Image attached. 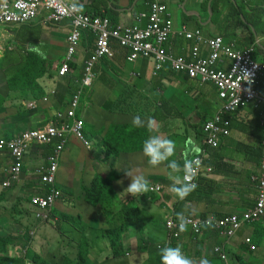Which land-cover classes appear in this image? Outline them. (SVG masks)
<instances>
[{
	"label": "crops",
	"instance_id": "0c3cea01",
	"mask_svg": "<svg viewBox=\"0 0 264 264\" xmlns=\"http://www.w3.org/2000/svg\"><path fill=\"white\" fill-rule=\"evenodd\" d=\"M67 1L74 2V0ZM160 1L168 5L174 21L175 31H178L182 26H186L191 32L201 30L206 38L221 37L226 43H235L241 49H248L253 45L256 49V60L264 63V0H253L254 7L247 9L245 22L251 25L249 28L253 32L252 40L249 31L245 27L235 21H227V17L224 15L216 18L215 13L211 10V1L208 3L207 0ZM76 2L78 5H83V10L89 14L108 16L114 25H133L139 14L148 12L149 4L153 0H76ZM236 2V0H233L235 5ZM230 8V5H225L224 14H228ZM46 16L47 12H43L39 18L26 25L10 26L3 30L0 34L3 35V37H0V52L5 49L17 52L18 57L15 61V67L17 63L22 62L23 59L20 57H28L29 54L34 53L44 57L46 64L41 65V67L51 72L47 73L43 79H40L38 84L44 89L49 87L51 90H60L61 88L63 89L64 85L62 84H65V82L58 78L56 73H51H53L52 69H57L59 59H63L67 50V37L70 33L71 23L69 20H64L61 23L45 22L44 18ZM252 22L256 24L255 28L252 27ZM145 24L146 22H144ZM8 29L15 31L8 32ZM1 40L7 42V44ZM94 41L95 37L91 34L87 33L86 37L84 34L81 49L77 55L78 59H76V62L81 64V68L83 67L84 59L93 50ZM84 46H92L91 52L86 51ZM167 47L171 49L175 56H183L189 60L192 58L191 54L194 44L183 37L172 36ZM114 51V60L102 61V64L95 69V84L91 92H86L88 94L86 95L87 97H94L92 102L85 95L81 99V105L84 107L83 119L87 122L89 129L86 130L85 135L90 142V148L84 147L86 154L80 156L84 164L79 166L78 161L80 159L75 157L76 151L74 149L76 144L79 145L81 143L75 139L71 140L68 151L64 154V161L72 159V162L76 163L75 170L69 171L71 177L78 178L84 185L89 186L90 176H93L95 171L94 167L87 170L88 165L92 163V159L100 162L102 170L97 167L98 173L104 175V177L108 176V170L120 168L125 169L132 175L142 174L150 182V186L160 184L162 187V197L158 198L156 203L160 206V211L167 212V216L163 218L164 222L168 217L167 210L172 211L169 215L173 213L177 215V218L180 213H183L184 216H225L232 213H241L252 206L257 197L256 183L253 178L260 175L259 166L261 160H259L258 154L261 151L262 140L264 139L263 127L261 126V122L264 121V108L254 110L248 107L246 108L247 110L240 114L238 112L234 115H229V118H227L231 122L230 136L224 138L217 149L205 147L202 143L203 140L195 135L196 132L191 127L192 123L199 124L201 121H199L198 114L195 111L180 107L178 104L176 108L181 113L166 112L162 109V106H174L171 101L173 98L180 101L184 100V98L179 96L184 94L189 86L184 81V78L173 75L172 77L167 75H162L161 77L153 76V65L150 70V61L139 60L142 62L139 63L137 61L130 65L126 62L127 52L123 48L115 44ZM208 53L209 48L202 46L200 56L207 57ZM228 64V61H226L219 67H227ZM10 67L14 69L12 66ZM148 70H150L151 79L147 76ZM168 70L169 68H166V71ZM80 72L75 70V75ZM13 73H15V69L12 71L8 67H0V94L2 97H9V99H3V101H6L5 104L8 111L4 112L2 108L0 109V139H11L14 135L27 129L40 128V126L45 125L49 117L62 106H65L64 103H61L57 107L54 104L55 99L50 98L47 104H51V106L46 110H43V105L37 109H30L28 107L29 104L38 99L35 97L33 90L26 94L19 89L9 90L7 81H9ZM207 90L209 91V88ZM195 91H198V88ZM8 92L13 93L8 94ZM261 92L264 93V80L261 81ZM47 94L48 91H45V95ZM20 95L26 96L22 98ZM185 96L189 95L185 94ZM195 96H197V92H193L192 98ZM70 99L71 96L66 101L68 100L69 102ZM109 107L115 109L117 113H111V110L108 109ZM136 115H139L145 122L148 118H152L154 120V131L146 132L143 136L132 134L134 131H131L133 130L131 121ZM34 125L39 127H34ZM111 127H118L117 135H111L109 130ZM186 127L190 130L189 132H187ZM106 134L108 136L111 135L114 139L110 141ZM153 134H159L175 141V154L170 159L177 161L181 168H183L185 160H190L200 151H204L205 166L212 168V172L205 171L202 173L201 178L204 180L202 186L193 190L184 200H180L170 191L177 176L182 181L183 171L175 173L171 177L167 174L168 177L166 175L162 178L156 171L163 169L170 172L166 164L152 167L148 164V158L144 156L142 148L139 151L135 150L143 145L140 143H143ZM119 147L123 148L119 151ZM115 149L120 152V155L114 157L109 153L115 152ZM92 150L94 152L96 150L97 154H94ZM86 162L87 164L85 165ZM38 165L39 160H35L33 156L27 158L21 184H25L29 178L33 177L34 170ZM69 179L64 178L62 180L64 185L61 182V186L59 185L65 190L63 200L57 205L60 211L66 214V218L62 220V226H59L60 222L58 223L56 217L57 228H60L58 230L57 228L55 229L58 232L59 230L63 232V234L59 233L67 238V245L73 247L64 251L65 254L68 253L72 264L76 263L77 256L80 253L84 256L87 255V260L85 259L83 264H128L129 259L132 260L135 257H140L141 260L135 259V264H140L149 256V263L144 264L161 263L159 252H154L152 255H150V252L155 249L154 243H161L167 240L164 226L159 223L160 226H155V222L151 218L150 222H142L141 215L140 219L132 217L128 226L126 225L127 228L122 231L123 245L119 246L116 256L113 253L111 235L101 231L106 221L103 223H92V226H90L88 233L89 243H87V247L89 246L87 250L89 251L86 252L83 246L75 242V232L70 231L68 227L79 218L84 219L88 223L93 222L94 220L90 214H92L91 211L95 206L85 200L81 189L74 191L73 187H71L73 183ZM130 183L131 179L126 174L119 180H113V191L123 202L126 197V194L123 193L127 192L125 189ZM217 190L219 191L217 192ZM132 199L137 198L132 196ZM116 200L113 203L104 204L103 208H107V211L112 210L114 216L119 218V221L115 220V227H121L122 225L125 227V223L121 224L124 221L122 217L128 213L126 210L129 209V205L126 206V209L116 207L114 206ZM149 200L153 199L150 198ZM147 204V206H151L150 203ZM150 208H152L149 211L150 217L161 216L159 214L160 211L153 212V206ZM75 209L79 211L75 212ZM121 214L123 215L121 216ZM133 222L139 227V231L143 232L138 244H135L130 237L126 238V234H129V228L135 227ZM147 224H150V226ZM141 225L147 226V230L146 227L141 229ZM241 230L234 238L229 240L220 237L217 231H206L200 235L196 242H193L191 232L184 231L182 240L173 245V247H181L183 253L195 264H202L205 259L209 264H218L216 263L217 260L216 262L213 261L215 259L213 257V247L217 243H225L229 247L230 255L238 253L239 250L237 249L240 248L239 240L250 232L242 233ZM215 232L218 233V237ZM51 236L57 246L64 250V242L60 241L56 236ZM143 244L147 248L140 250L139 247ZM108 247L110 248L108 249ZM135 252L140 253V255L135 256ZM110 254H112L114 261H111ZM196 259H200L198 263H196Z\"/></svg>",
	"mask_w": 264,
	"mask_h": 264
},
{
	"label": "built area",
	"instance_id": "2783aa9c",
	"mask_svg": "<svg viewBox=\"0 0 264 264\" xmlns=\"http://www.w3.org/2000/svg\"><path fill=\"white\" fill-rule=\"evenodd\" d=\"M72 4L73 2L67 0H0V34L10 26H21L32 22L43 12H47L45 22L70 21L67 50L60 67L57 68L60 78L70 77L72 74L71 63L76 61L74 57L81 48L84 34L88 33L95 37L94 49L83 62L82 77L74 79L79 88L71 97L65 114L58 113L54 121L50 120L41 129L24 131L10 141L0 140V151H7L11 156V164L7 172L14 180L21 179L24 158L33 147L49 145L52 141H57L58 145L54 153L46 159L47 163L39 166L35 171L45 187H49V190H42L31 198V204L39 209L40 215H47L62 196L57 186L59 161L68 143V137L72 136L86 148H90V142L84 134V120L82 117H77V110L81 107L83 95L93 89L97 66L105 59L115 57V44L127 52L126 60L129 63L152 60L153 76H159L166 71V68H169L202 85L213 84L217 88L221 105L214 117L204 125L203 132L206 138L202 143L205 147L217 149L222 140L230 136V121L226 118L229 113L238 112L247 105H252L254 108L264 107V95H261L258 90L259 79L264 76V63L253 58L254 47L241 49L235 43H226L221 37L206 38L201 30L191 32L186 26L175 31L168 5L160 0H153L149 4L148 12L139 14L133 25H114L108 16L80 11L74 9ZM144 22H146L145 25ZM175 35L193 42L191 60L183 56H175L167 47L171 37ZM0 36L3 37V35ZM202 46L209 48L207 57L200 56ZM226 61L229 63L227 67H219ZM35 106L36 103L29 104L30 108ZM261 125L264 129V121ZM262 145L264 149V142ZM204 156V151H200L190 159L200 161V167L191 180L196 188L199 187V177L202 173L212 172V168L205 166ZM254 180H256L258 191L255 205L241 213H232L223 217L187 215L185 216L187 227L199 233L203 226H208L206 222H210L220 237L228 240L234 238L245 225L264 216L263 169L262 174L254 177ZM8 185L9 182L5 181L4 186ZM150 188L154 192L161 191L159 184L152 185ZM179 224L180 220L173 213L165 219V226L169 232L167 243H170L172 238L180 237ZM242 243L247 244L251 250L257 249L250 236L243 238ZM215 251L224 264H231L225 243L216 245Z\"/></svg>",
	"mask_w": 264,
	"mask_h": 264
},
{
	"label": "trees",
	"instance_id": "16d2710c",
	"mask_svg": "<svg viewBox=\"0 0 264 264\" xmlns=\"http://www.w3.org/2000/svg\"><path fill=\"white\" fill-rule=\"evenodd\" d=\"M209 1L212 2L211 10L215 13L216 18H219L220 15H224L225 17H227L226 18L227 21H229V22L235 21L236 23L245 27L249 31V34L251 35V40H252L253 32L249 28V26L251 27V25H248L245 22V20L247 19V16H246L247 15V9H249L250 7H252V8L254 7V5L252 3L253 0H236L237 1L236 5L233 3V0H207V3ZM225 5L231 6L228 14H224ZM252 25H253L252 27L255 28L254 26H256V24L254 22H252ZM86 36H87V34H85V37ZM215 37H217V36H214L211 38H215ZM252 46H250V47H252ZM89 48L92 49V46H89ZM255 55H256V50L253 53L254 59H256ZM33 56H38V55L36 53L29 54V56L26 57L25 61L22 60V62H20L19 64L17 63L18 67L15 70V73H13L11 78L9 79V81H7V85H8V88L10 91H12L13 89H19V90H23L21 92L26 94L27 91L30 92L33 90L34 95H36L37 90L42 89L39 86L38 81L44 75H46V73H48L44 69V67H43V70L41 69L42 68L41 65L46 64V59L39 55L40 57L43 58L41 65L39 67L42 71H41L39 76H35V75H31L29 73L35 69L32 67L31 60L28 59L29 57H33ZM127 63L130 65L133 64V63H129V62H127ZM23 65H24V68H22ZM60 65H61V63L57 66V68H59ZM71 68L75 72V70H76L75 66L72 65ZM28 69H31V71H28ZM56 75H58L57 71H56ZM80 75L81 74H79L77 76H72V74H71L70 77L68 76V77L62 78V80L65 82V84H62V85H64L63 89L62 88L60 90L57 89V91L59 93H57V95L54 97V99H55L54 104H56L57 107L61 103H64L65 108L68 109L69 102H68V100L66 101V99L69 96L72 97L77 92V89L79 88V86L74 82V79L75 78L79 79ZM162 75H167L168 77H172V75L176 76V77L177 76L183 77L184 81L189 84V86L185 90L186 92L184 94L179 95L181 98H184L185 101L184 100L180 101V100H176L173 98L171 101L174 104V106L173 105L169 106V107L162 106L163 111H166V112L174 111V112L181 113V111L176 108L177 104L180 105V107L190 109L191 111H195L198 114L199 121L201 120L200 122L203 125H200L197 123H192L191 127L193 128V131L196 132L195 135L198 138L200 137L201 140H204V138H206V134L203 132V126H204L205 122H207L212 117V115L218 111V109L220 108V105H221V102L218 98L217 88L213 84H203L202 85L199 82H197L196 80H191L186 75L177 74V73L173 72L172 70L170 71V69L168 71H163L159 76L161 77ZM262 80H264V76H261L259 79L258 90H259L261 95H264V93L261 92V81ZM197 88H198V91H195V90H197ZM207 88H209V91L207 90ZM193 92L194 93L197 92V96H195L194 98H192ZM12 93L13 92H8V94H12ZM185 94H188L189 96H185ZM44 95H45V91L41 92L39 97H43ZM86 95H88V94L86 93L85 96ZM210 95H211V97H210ZM1 98L9 99V97H1ZM87 98L90 102H92L94 97L88 96ZM204 104L208 107V109H202L201 108V106L203 107ZM42 105H43L42 106L43 110H46L49 106H51V104L48 105L47 103H43ZM20 107H22V106H20ZM82 107H83V105H81V107L77 110V117L78 118L83 117L84 107H83V110H82ZM213 107L215 108L214 113H213ZM248 107H251L254 110L264 108V107L254 108L252 105H247L244 109L239 110L238 111L239 113L238 112L229 113L226 116V118L227 117L229 118V115H231V114L232 115H234L236 113L240 114V113L244 112V110H247L246 108H248ZM1 108H2V104L0 103V109ZM108 109L111 110V113L116 112L115 109H113L111 107H109ZM59 110L62 112H65L64 107H61ZM228 120L230 121V119H228ZM229 128H231V122H230ZM86 130H89V129L87 127V122L84 121V133L85 134H86ZM109 130L111 131V135H115V134L117 135V133L119 131L118 127H111ZM186 130H187V132L190 131L187 127H186ZM146 132H149L147 127H140L132 134H135L136 136H140V135L143 136ZM263 133H264V130H263ZM18 134L14 135L12 138L17 136ZM111 135H109V136L111 137ZM109 136L106 134V137L110 141H112L114 139V137L110 138ZM263 141H264V139L262 140V142ZM140 144L142 145L143 143H140ZM54 147H55V145L52 144L46 148H47L48 152H52ZM141 148H142V146H140L139 148H137L135 150L139 151ZM74 150L76 151L75 157H78L79 159H80V156H82V154H86L85 153L86 150L84 149V145L82 143L79 145L76 144V148ZM115 150H116L115 152H110L109 154L110 155L112 154L114 157L117 155H120V152H118L117 149H115ZM67 151H68V148L65 150L64 154ZM258 157L260 158L259 160H261L259 167H260V169L264 170V149L263 148H261V151L258 154ZM64 158L65 157L63 156V162H62V166L58 172V182H57L58 188H60V190L63 193H64L65 188L63 189L62 187H60L61 186L60 182L63 184L62 180L64 178L65 179L70 178L69 180H71V182L73 183V184H71V187H73L74 191L81 189V191L83 192V194L85 196L84 197L85 200L93 206H96L99 203L100 206L103 207L104 204L113 203L118 198L117 194L113 191V180H116V179L119 180V179L123 178L125 175L124 172H127L125 169H121V168L120 169H110V170H108V174H107L108 176L104 177V175H100L98 173L97 167L101 168V170H102V167L100 166V162L93 161V159H92V163L88 165L87 170H90L91 168L94 167V169H95L94 175H93L94 178L92 180H90V185L86 186L82 183V181L80 179L72 178L70 173H69L70 170L71 171L75 170L76 163L72 162L73 161L72 159L70 161H67V160L64 161L65 160ZM24 160H25V162H24V166H23V173L21 175L22 178L24 176V168H25L26 163H27L26 156H25ZM82 161H83L82 159H80L78 161L79 166H82L84 164ZM10 164H11L10 154L7 151L0 152V178L3 176V171H2L3 167H5V166L7 167ZM86 164H87V162L85 163V165ZM203 182H204V180L201 177H199V182H198L199 186H202ZM196 189H194V190H196ZM24 190H27V195H26L27 197L25 199L28 200V202H30L33 195L37 194L39 191L41 192L42 190H49V187L48 186L45 187V184L41 182L40 178L33 176V177L29 178L25 184H22L19 187V189H17V190L14 188L8 189V190L0 189V264H72V260L70 259L68 253L65 254V252L63 250H60V248L54 242L55 240L52 237H50V242H48L46 239V234L44 232L39 233V231H38L32 235L30 234L31 231L28 230V226L23 223V219L21 217H19V215L26 214V213L30 212L32 209H34L33 204L31 205V203H30L29 205H26L23 203L21 205L14 206V207L13 206L9 207L7 205L8 201L11 199H13V201L14 200L18 201L20 194H18L17 192L18 191L23 192ZM161 191H162V187H161ZM82 192H80V194H82ZM105 212L107 213L108 217H111V219H109L110 220V224H109L110 228H109L108 233L111 235V243H112V248L114 250L113 253L116 256L118 254L117 250L119 251V249H118L119 246L123 245L122 244V237L119 235L122 234V231L124 230L123 229L124 226L115 227V220H116L115 218L116 217L111 215L110 213H108V211H105ZM121 212H123V211H121ZM126 212H128V213L124 214V216L122 217V219L124 221L121 223V224L125 223L124 228H127L126 225L128 226V223L132 217H136L137 219H140V215H141L139 210L137 209V206H135L133 209H130V207H129V209H127ZM122 215L123 214H121V216ZM174 216L176 217L177 215L174 214ZM193 216H196V215H193ZM209 216H211V215H209ZM216 216L223 217V216H219V215H215V217ZM56 217H57L58 223L59 222L61 223L62 220L64 218H66V214H63L60 211V208L58 206H56L54 209H52V211L50 213V220H53V223H56V224H54V226H55L54 228H57V224H58L57 221H55ZM202 217H207V216H202ZM263 218H264V216L257 218L255 221H253L254 223H256L258 225V229L256 230V232L253 233L250 231L248 234H246L242 237V238H245L247 236H250L252 243L255 244L256 246H258L257 250L251 251L249 246H246L245 244L242 243L241 247L244 246L243 247L244 252L235 253L232 257L234 262H236V264H257V263L261 264L260 261L262 262L264 260V255H263V251H264V223H258ZM156 220H159L158 221L159 224H161V225L163 224L164 230H165L166 235H167L166 238H167L169 236V232L165 226L164 220L159 219V218ZM253 222H251L247 225H250ZM158 223L156 222L157 225H159ZM121 224H117V225H121ZM46 225H51V222L49 221V219H47L43 223L42 226L45 227ZM59 228L60 227H58L57 230ZM188 228L190 229L193 242H196L198 240V238L200 237V235H202L206 231H212V232L217 231L214 226H203L199 233H196L190 227H188ZM24 229H26V230L23 232ZM40 230H41V228H40ZM59 232L63 234V232H61L60 230H59ZM183 232L181 231L179 238H172L170 243H167L166 242L167 240L163 241L161 243H154L155 249H153L152 252H150V255H152V253H154V252H159V250L163 247H166V246H172L173 247V245L179 243L182 240ZM215 234L218 237V233L215 232ZM144 239H143V241H144ZM216 245H221V244L217 243ZM215 246L212 249L213 250V257L217 260L216 263L223 264L222 259L220 258L218 253L215 251ZM13 248H14V251L20 250V251H22V253H19V254L14 253L13 254L11 252ZM139 248H140V250H143V249H146L147 246H145L143 244V245H140ZM24 249L26 250L25 252H24ZM228 252H229V249H228ZM149 257L142 264L147 263V262L149 263ZM85 259L87 260V255L84 256L83 254L80 253L77 256V261L75 264H83ZM160 262H161V259H160ZM159 264H161V263H159Z\"/></svg>",
	"mask_w": 264,
	"mask_h": 264
},
{
	"label": "clouds",
	"instance_id": "9594fccd",
	"mask_svg": "<svg viewBox=\"0 0 264 264\" xmlns=\"http://www.w3.org/2000/svg\"><path fill=\"white\" fill-rule=\"evenodd\" d=\"M72 7L74 9H78L80 11L83 10V5H78V3L76 2V0H74V2L72 4ZM252 47H254V46H252ZM84 48H86V51H90L91 52V49L89 47H85L84 46ZM93 49H94V46H93ZM5 50H8V49H5ZM5 50H3V51H5ZM77 55H78V53L75 56L76 58H77ZM89 56L90 55H88V57ZM126 58H127V55H126ZM114 59H115V57L113 59H105L104 61L114 60ZM126 62H128V61L126 60ZM101 64H102V62H101ZM79 74H81L80 75V78H81L82 77V71ZM79 74H77V75H79ZM77 75H75V72L72 70V76H77ZM58 78H60V77H58ZM60 79H62V78H60ZM45 99H47V101H45ZM49 100H50V97H47L45 95V96L41 97V99H38L37 101L31 102V103H36V106L34 108L37 109V108H39V106H42L43 103H48ZM62 107H64V109H66L65 106H62ZM30 109H33V108H30ZM58 113L65 114L64 112H62L60 110H57L51 117H49L47 119L45 125H47L50 120L51 121H54V119H55V117L57 116ZM212 118H210V119H212ZM82 119H83V117H82ZM41 123H43V122L41 121ZM131 124H132L133 127H137V128L145 127L146 126L149 132H153L154 131V128H153L154 120L152 118H148L147 121L145 122L139 115H136V116L133 117V119L131 121ZM45 125L40 126V128H38V129L43 128ZM56 125L58 126V122H56ZM35 129L36 128H34V129H27V130L29 131V130H35ZM27 130H25V131H27ZM85 137H86V135H85ZM1 139H5L7 141H10L13 138H11V139L1 138ZM72 139L77 140L76 138H74L72 136H69L68 137V143L65 146V148H64V150H63V152L61 154L60 161H59L60 167H61L62 159H63V156H64V152L68 148V146H69V144H70V142H71ZM78 142H80V141H78ZM263 142H262V144H263ZM52 144H54L55 147H54V149H53L52 152H48L46 147H49ZM57 145L58 144H57V141L56 140L52 141V143H50L49 145H44V146L37 145V146H35V147H33L31 149L30 153L26 155V158L33 156L35 158V160H39V165L36 167V169H37V168H39V166L45 165L47 163L46 159L50 155H52L54 153V150L56 149ZM262 148H263V145H262ZM175 149H176L175 141H173L170 138H167V137H164L162 135H159V134H153V135L149 136V138H147L143 142V145H142V152H143L144 156L148 158V164L151 165L152 167H159L162 164H166V167L168 169H170V172H169V176L170 177L173 174H175V173H179V172L183 171V173H184V176H182L183 177V181H181V179L177 176L175 178V182L173 183V185L170 188V191L172 193H174L176 195V197H178L180 200H184L196 188V185L194 183H191V180L195 177L196 172H197V169L200 167V161L199 160H185L184 161V164H183V168H181L180 164H178L177 161L170 159L171 157L174 156ZM0 152H2V151H0ZM9 166H7V167L5 166L2 169L3 176L0 178V189H6L7 190V189H13L14 188V189L17 190L22 185L21 182H22V179L23 178L20 177L21 179L14 180L12 178V176L9 175V173L7 172L8 169H9L8 168ZM36 169L34 170L33 176L38 177L35 174ZM260 171H261L260 172V175H261L262 174V169H260ZM22 173H23V168H22ZM22 173H21V175H22ZM124 173L126 174V176L130 177V179H131V183L125 189L128 194H131V196H133V197H137V196L144 195V194L148 193L149 191H151L150 182L146 179V177L144 175H142V174L132 175L129 172H124ZM260 175H257L255 177H258ZM5 181H8L9 182V185L8 186H4V182ZM254 181L256 183V180H254ZM256 188H257V184H256ZM23 192L25 193V191H23ZM23 192H19L18 191L17 193L20 194V193H23ZM63 197H64V193L62 192L61 198L57 201V203L54 205V207L51 208V210L48 212V214L45 215L46 216V219H49L50 222H51V220H50V213H51L52 209H54L56 206H58L57 204L60 201L63 200ZM257 197H258V191H257ZM257 197H256L255 202L257 201ZM253 205H255V203ZM252 206H250V207H252ZM33 207H34V209H36V212L34 214L28 216V218L25 221L23 220V223L25 225H27L28 228L32 224H37L36 223V219L41 220V221H46L44 219V215H40L39 209L35 205H33ZM178 219L180 220V224H179L180 231H182V232L183 231H186L187 230V221H186V218H185L184 214L183 213L178 214ZM206 224L208 226H211V223L210 222H206ZM39 229L36 232H38ZM25 230L26 229H24L23 232ZM35 230H36V228L30 230L31 231L30 234L31 235L34 234L35 233ZM242 239L243 238H241L239 240V242H241V244H242ZM245 245L248 246L247 244H245ZM228 248L229 247L227 245V251H228ZM257 248H258V246H257ZM13 250H14V248L12 249V251ZM25 251L26 250L24 249V252ZM251 251H255V250H251ZM228 254H229V259H231L230 263L231 264H236V262H234V260L232 258L233 255H230L229 252H228ZM159 255L161 257V264H193V261L183 253L182 248L179 247V246H176V247H172V246L163 247V248H161L159 250ZM202 264H209V262L205 259V260L202 261Z\"/></svg>",
	"mask_w": 264,
	"mask_h": 264
},
{
	"label": "rangeland",
	"instance_id": "374dc122",
	"mask_svg": "<svg viewBox=\"0 0 264 264\" xmlns=\"http://www.w3.org/2000/svg\"><path fill=\"white\" fill-rule=\"evenodd\" d=\"M13 31H15V30H12V29H8V32H13ZM1 37V36H0ZM2 42H5V41H3V40H1ZM6 44H7V42H5ZM18 57V53L17 52H11V51H9V50H5V51H1L0 52V67H4V68H6V67H8L10 70H16L17 69V67H18V64H16V67H15V61H16V58ZM21 59H23L24 61L26 60V57H20ZM75 59H78V58H76V57H74ZM29 60H31V63H32V67L33 68H35L32 72H29L31 75H35V76H39L40 75V73H41V71L43 70V68H42V70L39 68L40 67V65H41V62H42V57H40L39 55L38 56H33V57H29L28 58ZM62 60L63 59H59V61H58V63H60V62H62ZM142 61H139V63H141ZM72 65H74L75 66V68H76V71L77 72H80L81 71V64L80 63H78V62H72L71 63ZM152 65H153V61L151 60L150 61V70L152 69ZM10 66H12L14 69H12ZM22 68H24V65L22 66ZM47 68H48V64H47ZM53 70V73H51V74H55L56 73V71H57V69L56 70H54V69H52ZM150 70H148V72H147V76H148V78H150L151 79V73H150ZM28 71H31V69H28ZM48 73H50L51 71H47ZM47 74V73H46ZM45 76V75H44ZM43 76V77H44ZM43 77L41 78V79H43ZM40 80V79H39ZM44 91H48V94L46 95L47 97H50V98H54L56 95H57V93H59L56 89H50L49 87L47 88V89H44V88H42V89H38L37 90V93H36V95H35V97L37 98V99H41V97H39L40 96V93L41 92H44ZM26 93H29V91H27ZM26 95H20V97H22V98H24ZM2 96H1V94H0V101H1V103H2V109H3V111L4 112H7L8 111V108H7V105L5 104L6 102L5 101H3V98H1ZM217 100V99H216ZM215 101V100H214ZM201 108L202 109H208V107L204 104V106L202 107L201 106ZM214 110H215V108L213 107V113H214ZM214 115H215V113L213 114V116L212 117H214ZM206 123V122H205ZM200 125H203L201 122L199 123ZM205 125V124H204ZM34 127H39V126H35L34 125ZM203 128H204V126H203ZM132 129L133 130H131V131H136L138 128H136V127H132ZM177 137V136H176ZM178 138V137H177ZM181 141V140H180ZM123 148V147H122ZM122 148H120L119 147V151H120V149H122ZM98 149V148H97ZM92 152L94 153V154H97V152H96V150H95V152L92 150ZM227 163L228 164H230L228 161H227ZM156 173L160 176V177H162V178H164L167 174L169 175V170H163V169H158L157 171H156ZM168 175L166 176V177H168ZM90 178H91V180L94 178V176H90ZM8 190V189H7ZM25 191V193L23 192V193H20V196H19V198H18V201L17 200H14L13 201V199H11V200H9L8 201V206L10 207V206H18V205H21V204H26V205H29L30 203H31V201L30 202H28V200H26L25 198L27 197L26 195H27V190H24ZM219 190H217V192H218ZM123 194H126V197H125V201L123 202L122 200H120V198L118 197L117 198V200H116V202H115V204H114V206H116V207H123V209L124 208H126V206H128L129 205V207H130V209H133L135 206H137V209L140 211V214H141V217H142V222L143 221H146V222H150V218L155 222V226H157V224H156V222L158 223V221L159 220H156V219H163L165 216H167L166 215V213L163 211V210H159L160 209V206H158V204L156 203V202H158L157 201V199L158 198H160V197H162V194H161V192L159 191V192H154V191H149L148 193H146V194H144V195H141L140 197H136L137 199H132V196H131V199H130V194H128L127 192L126 193H123ZM225 194H227V193H225ZM85 197V196H84ZM153 199V200H149V199ZM146 199V200H145ZM144 200H145V202H144ZM147 203H150V205L151 206H153V208H154V211L153 212H155V211H160L159 212V214L161 215V216H159V217H150V214H149V211H150V209H152V208H150L151 206H147L148 204ZM246 208V207H245ZM166 210V209H165ZM75 212H78L79 210L78 209H75L74 210ZM105 211H107V208H103L102 206H100V204L98 203L96 206H95V208L94 209H92V214H90L91 215V218L94 220L93 222H91V223H88V222H86L84 219H77L76 221H73L72 223H71V225L68 227V229L70 230V231H73V232H75V235H76V240H75V242H77V243H79V245H81V246H83V248H84V250L87 252V251H89V250H87V248L89 249V246L87 247V243H89V238H88V233H89V229H90V226H92V223L94 224V223H103L104 221H106L105 222V226H104V228H102L101 229V231L102 232H104L105 231V233H108V229L110 228V220L109 219H111V217H108L107 216V213L105 212ZM168 211V215L172 212L171 210H167ZM36 212V209H32L30 212H28V213H26V214H23V215H19V217H21L24 221L28 218V216H30V215H32V214H34ZM108 213H110L111 215H113L114 216V213H112V210H109L108 211ZM75 216L73 215V218H74ZM162 217V218H161ZM44 219L45 220H47L46 219V216H44ZM75 219V218H74ZM117 221H119V219H118V217H116L115 218ZM149 219V220H148ZM164 220V219H163ZM45 221H41V220H38V219H36V223L37 224H32L29 228H28V230L30 231V230H32V229H34V228H36V230H35V233H36V231L39 229V228H41V230L39 229V233H45L46 234V239H47V241L48 242H50V237H52L51 235H53V236H56L57 238H59L60 239V241H63L64 242V244H63V248H64V250L63 251H67V250H69V249H72L73 247L72 246H70V245H67V242H68V240H67V238L65 237V236H63L62 234H60L54 227V224H56V223H53V220H51V225H46L45 227H43V226H41L43 223H44ZM112 223V222H111ZM134 223V225H135V227L133 228V227H130L129 228V234H126V238L128 239V237H130L131 238V240H133L134 242H135V244H138V242H139V240H140V237H141V235H142V231H139V227H137L136 226V224H135V222H133ZM258 223H264V218L263 219H261ZM46 224V223H45ZM59 226H62V223H59L58 224ZM148 226H150V224H147ZM123 226V225H122ZM146 227V230H147V226H144V225H141V229H143V228H145ZM188 228V227H187ZM123 229H124V227H123ZM258 229V225L256 224V223H252V224H250V225H246L242 230H241V232L242 233H245V232H249V231H251V232H256V230ZM186 232H189L190 233V229L188 228L187 230H186ZM119 236H121V235H119ZM239 246H240V248H238L237 250H239V252H244V246L243 247H241L242 246V244H241V242H239ZM110 247H108V249H109ZM12 253L14 254V253H22L20 250H16V251H12ZM135 254V256H138V255H140V253H138V252H135L134 253ZM263 255H264V251H263ZM109 257L111 258V261H114V259H113V257H112V254H110L109 255ZM135 259H139V260H141L140 259V257H135V258H133L132 260L131 259H129V263L128 264H135ZM199 260L200 259H196L195 261H196V263H198L199 262ZM146 261V260H145ZM214 262H216V259H214L213 260ZM229 261H231V259H229ZM228 261V262H229ZM141 263H143V262H141ZM140 263V264H141ZM260 263L261 264H264V260L261 262L260 261ZM194 264V263H193ZM257 264H259V263H257Z\"/></svg>",
	"mask_w": 264,
	"mask_h": 264
}]
</instances>
